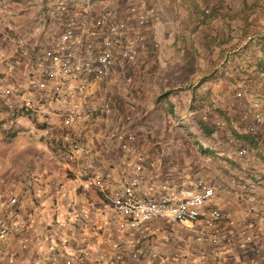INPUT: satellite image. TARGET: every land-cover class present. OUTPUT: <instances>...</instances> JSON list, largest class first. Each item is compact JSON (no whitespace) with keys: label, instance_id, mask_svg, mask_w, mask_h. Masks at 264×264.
<instances>
[{"label":"crops","instance_id":"0c3cea01","mask_svg":"<svg viewBox=\"0 0 264 264\" xmlns=\"http://www.w3.org/2000/svg\"><path fill=\"white\" fill-rule=\"evenodd\" d=\"M149 3L150 0H0V54L17 63L11 75L1 65V76L20 82L22 69H25L22 64L25 60L16 57L12 44L3 38L22 37L29 52H33L58 37L67 22L83 25L97 15L127 21L132 28V38L139 34L144 37L143 42L136 44L137 59L155 65V74H159L156 79L158 76L162 79V102L159 104H163L170 120L165 131L190 135L191 146L204 161V167L197 169L191 178L203 179L214 188V206L231 219L222 225L220 222L221 229L224 233L234 234L233 240L250 238L260 244L264 218L250 228L248 224L253 218L241 200L253 195L257 206L264 210V149L256 142L264 135V126L257 127L256 135L235 134L241 140V146L249 145L250 148L248 155L238 157L236 151L240 146L229 145L226 132L214 128L213 121L229 116L244 127L241 113L246 109L251 113L262 109L258 103H242L227 112L233 94L230 81L238 64L246 67L247 84L254 95H260L264 101V79L255 70V67H264V0H157L154 3L155 18L151 24L140 26L133 13ZM207 9L209 13L204 12ZM225 70L232 74L224 76ZM217 99L219 102L213 105ZM204 108L210 110L208 120H202L200 116ZM25 120L28 122L23 123L24 131L14 138L0 135V194L9 193L14 184L27 185L32 193L28 206L33 210L30 211V226L20 240L26 242L27 248L20 250L18 243H14L8 249L11 256H6V260L8 264H36L39 261L44 264L48 262L46 256L50 257L48 247L53 239L70 236L67 228L72 206L86 201L104 207L103 211L107 206L102 203L101 194L87 189L81 179L66 174L55 152L59 134L52 137L53 132L49 129ZM148 130L149 133L155 131ZM110 134L106 123L85 134L99 172L116 179L118 173L131 164L132 159H127L134 157L143 163L142 184L166 181L162 177L164 162L159 159L163 147L160 142L148 134L138 136L128 155L119 150ZM180 162L179 174L187 170L188 160L185 157ZM23 173L27 175L24 179L21 178ZM176 173L164 175L169 181L184 182L185 178ZM191 180L187 177V181ZM104 215L101 212L92 214L87 219L91 225H85L83 230L93 252L96 248L94 233L98 231L95 226L105 220ZM58 223L67 224L63 233ZM178 234L172 233L170 242H162L166 249L163 255L171 254L172 237L181 238V242L187 244L189 235ZM218 255L222 264L239 259L242 264H248L250 259V255L241 253L232 242L223 243ZM6 260L1 262L6 263Z\"/></svg>","mask_w":264,"mask_h":264},{"label":"built area","instance_id":"2783aa9c","mask_svg":"<svg viewBox=\"0 0 264 264\" xmlns=\"http://www.w3.org/2000/svg\"><path fill=\"white\" fill-rule=\"evenodd\" d=\"M156 1L150 0L149 4L134 11L138 25L147 26L155 18ZM204 12L209 13L208 9ZM131 31L127 21L97 15L83 25L65 23L58 37L33 52H29L22 37L3 38L14 47V55L25 60L22 62L25 69H22L20 82L1 76L0 71V104L13 120L25 118L59 134L56 154L66 174L81 179L87 189L101 194L102 203L107 206L104 211V207L87 201L72 206L67 228L70 236L53 239L48 247L50 257L46 256L47 263L171 264L160 247H156V244L162 245L157 238L163 236L166 242L172 233L183 232L195 245L192 260L197 263L222 264L218 255L220 247L225 242H232L241 253L250 255L248 264H264V235L258 244L250 238L233 240L234 234L224 233L220 222L222 225L230 218L214 206L215 190L205 180L199 178L188 184L149 182L144 185L141 182L142 166L137 163L130 161L131 164L121 170L116 179L105 177L95 168L93 150L84 140L86 133L106 123L121 150L127 151L134 141L129 129L130 115L95 94L97 84L115 72L124 71L134 62L133 48L143 42L144 37L139 34L132 38ZM16 64L0 54V66L4 65L9 75L16 69ZM237 67L230 81L233 94L227 105L228 113L237 104L264 105L260 95L255 96L246 82V73H243L246 67L242 64ZM255 70L264 79V70L258 67ZM223 74L229 77L232 71L225 70ZM209 115L208 108L200 113L202 120H208ZM240 119L246 126L229 116L214 120L213 126L226 132L229 145L240 146L236 151L238 157H245L249 145L241 146V140L235 134L256 135L257 127L264 126V110L260 108L251 113L246 109ZM256 142L264 149V135ZM31 195L27 185L17 184L9 193L0 194V262L11 256L8 249L14 243H18L20 250L27 248L26 242L20 240L32 221L30 211L33 210L28 206ZM241 201L253 218L248 224L253 228L264 218V210L257 206L253 195L243 197ZM99 212L105 213V220L95 226L98 231L94 233L96 248L93 252L83 230L85 225H91L87 219ZM155 222L164 225H154ZM58 225L63 233L67 224ZM180 258L183 260L182 255ZM231 264L242 262L233 260Z\"/></svg>","mask_w":264,"mask_h":264},{"label":"rangeland","instance_id":"374dc122","mask_svg":"<svg viewBox=\"0 0 264 264\" xmlns=\"http://www.w3.org/2000/svg\"><path fill=\"white\" fill-rule=\"evenodd\" d=\"M133 49L135 50L134 62L126 67L124 71L115 72L110 77H107L104 81L97 84L95 86V94L99 97L108 99L109 101L113 102L123 113L130 115L131 124H129V129H131L133 132L134 141H136L138 136L146 137V134H148L152 136V138H155L157 140L156 142H160L163 145L162 149L160 150L161 154L159 156V159L165 163L162 164V167H164L162 170V177H164L163 181H166L161 183L172 182L177 184H188L192 181L191 179H198L195 177H191L195 174V171L197 169L204 167L202 166L204 164V161L202 160L201 156H198L197 153H195L194 148L191 146L190 135L182 134L180 132L167 133L165 131L164 128L167 125H170V120L167 118V111L165 110L163 104H159L160 102H162L160 97V94L163 92V88H161L163 87L161 86L162 79H160V76H158L159 79H156V75L159 74H155V71L157 69L155 65L150 66L151 64L147 65L145 64V62H141V59H137L138 52L136 49V45ZM149 57H151V55H149ZM138 65L141 68L138 67ZM159 72L160 74H162V70ZM218 102L219 100L217 99L213 101L212 104L216 105ZM261 110H264V105H262ZM24 122L28 121H26L25 118L13 120L0 104L1 136H11L12 138H14L15 136H17V134L24 131ZM150 128L152 130L155 129V131H153L155 132L154 134L153 132L149 133L148 129ZM53 136H55V133H52V137ZM110 137L113 140L114 144H117L111 134ZM84 140L89 145L88 138L84 137ZM133 143H131L127 151H123L120 148L119 150L122 153H128L129 155L131 153ZM185 157L188 160L187 170H185V172H180L179 174V167L181 164L180 161H183ZM130 159H132V163L137 162V164H139L140 166L143 164L142 161L138 158V160L134 157L128 158L127 160ZM174 172H177L176 175L178 174V177L185 178V181H169L167 179L168 176L164 175L168 174L169 176H172L174 175ZM23 177L26 178L27 175L23 173L21 175V178ZM187 177H190L191 181H187ZM172 239L173 240L171 242L174 246H172L171 254H169V252L166 253L168 254L166 255V257L171 264H199L196 261L192 260L193 256H188L193 254L195 246L191 239L188 240L187 244L181 242V238L172 237ZM185 240L187 239L185 238ZM157 241L163 242V236L161 238H157ZM159 249H161L162 252L166 250L162 247V245ZM181 255L183 256V260L180 258ZM185 260H187V262H184ZM41 263L42 262L39 261L36 264ZM207 263L209 264V262ZM0 264H8V261L6 260V263L0 262ZM44 264L49 263L46 262Z\"/></svg>","mask_w":264,"mask_h":264},{"label":"trees","instance_id":"16d2710c","mask_svg":"<svg viewBox=\"0 0 264 264\" xmlns=\"http://www.w3.org/2000/svg\"><path fill=\"white\" fill-rule=\"evenodd\" d=\"M264 66V65H263ZM259 68V70H264V67L263 68H261V67H258ZM236 69H238V67L236 68ZM241 72H242V70H241ZM243 73H245V71L243 70Z\"/></svg>","mask_w":264,"mask_h":264}]
</instances>
